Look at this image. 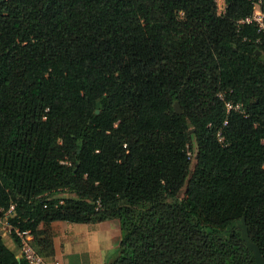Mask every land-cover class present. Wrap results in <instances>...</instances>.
Here are the masks:
<instances>
[{"label": "trees", "instance_id": "trees-1", "mask_svg": "<svg viewBox=\"0 0 264 264\" xmlns=\"http://www.w3.org/2000/svg\"><path fill=\"white\" fill-rule=\"evenodd\" d=\"M255 1L0 0V216L46 264L55 220H116L105 264H256L244 218L264 259ZM0 264H28L2 236Z\"/></svg>", "mask_w": 264, "mask_h": 264}, {"label": "crops", "instance_id": "crops-1", "mask_svg": "<svg viewBox=\"0 0 264 264\" xmlns=\"http://www.w3.org/2000/svg\"><path fill=\"white\" fill-rule=\"evenodd\" d=\"M54 244V255L62 264H105L116 254L120 238L116 220L77 223L55 220L49 224ZM14 243V242H13ZM17 254L18 247L13 244Z\"/></svg>", "mask_w": 264, "mask_h": 264}, {"label": "built area", "instance_id": "built-area-1", "mask_svg": "<svg viewBox=\"0 0 264 264\" xmlns=\"http://www.w3.org/2000/svg\"><path fill=\"white\" fill-rule=\"evenodd\" d=\"M262 0L254 2L251 14L239 19L238 23L253 24L257 31L256 41L264 42V10L261 8ZM225 8L223 5L217 8L218 13H222ZM218 97L223 101L226 113L235 111L244 113L243 104L239 101H233L224 96L222 92L218 93ZM226 123V121H224ZM216 138L221 145H226V140L222 129L219 127L216 131ZM189 154V152H188ZM19 215L16 213L15 203H10L6 209H3V215L0 216V236L12 237L15 235L19 239L18 257H22L28 264H46L44 258L36 251L32 245L33 234L30 229H22L13 219L18 220ZM52 264H62L58 259H54Z\"/></svg>", "mask_w": 264, "mask_h": 264}, {"label": "water", "instance_id": "water-1", "mask_svg": "<svg viewBox=\"0 0 264 264\" xmlns=\"http://www.w3.org/2000/svg\"><path fill=\"white\" fill-rule=\"evenodd\" d=\"M175 110L177 112H179L181 109H180V106H179V103L176 101L175 104ZM240 225L242 227V230H241V234H242V237L247 245V247L253 251V254H254V259H255V263L256 264H264V259L261 255V252H260V249L259 247L253 243L252 241L249 240L248 236H247V227H246V224L244 222V218L241 219V222H240ZM19 258V257H18Z\"/></svg>", "mask_w": 264, "mask_h": 264}, {"label": "rangeland", "instance_id": "rangeland-1", "mask_svg": "<svg viewBox=\"0 0 264 264\" xmlns=\"http://www.w3.org/2000/svg\"><path fill=\"white\" fill-rule=\"evenodd\" d=\"M217 1V6H218V8L219 7H221L222 5H223V1L224 0H216ZM59 195H67V193H65V192H59L58 193ZM3 240H4V242L6 243V245L9 247V248H11V249H15V247H14V243H13V241H12V238L11 237H9V236H3ZM112 259V258H111Z\"/></svg>", "mask_w": 264, "mask_h": 264}]
</instances>
